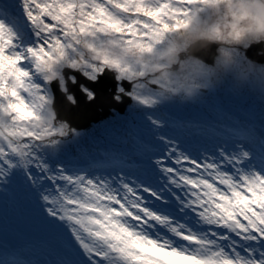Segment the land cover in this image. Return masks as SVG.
<instances>
[{"label": "snow or ice", "instance_id": "snow-or-ice-1", "mask_svg": "<svg viewBox=\"0 0 264 264\" xmlns=\"http://www.w3.org/2000/svg\"><path fill=\"white\" fill-rule=\"evenodd\" d=\"M227 3L0 0V189L19 182L65 230L64 257L53 264H264V132L258 147L238 130L195 156L160 135L135 179L70 167L61 151L79 133L57 94L70 105L78 94L95 101L91 85L108 75L111 102L134 101L155 129L166 127L158 113L170 101L211 89L221 68L251 72L264 89V65L247 55L264 42L212 43L214 63L196 50L225 39L213 13ZM254 6L264 17V4ZM231 27L227 38L241 40ZM223 82L236 85L232 75Z\"/></svg>", "mask_w": 264, "mask_h": 264}, {"label": "rangeland", "instance_id": "rangeland-1", "mask_svg": "<svg viewBox=\"0 0 264 264\" xmlns=\"http://www.w3.org/2000/svg\"><path fill=\"white\" fill-rule=\"evenodd\" d=\"M255 85L262 89L259 82L254 85L245 86H228L225 82L220 83L222 94H225V96H227L226 98L233 101V109L237 110V112L240 111L239 113L244 109L246 110L247 117L251 115V118L249 117L250 119L248 121L246 120L247 123L245 121V125H243L246 129H249L248 133L250 135L254 134L253 130L255 129L262 128L264 131V109L249 103V97L247 95L242 96V92L250 90V88L255 89ZM218 88L219 86L216 85L211 89L204 90L200 95L174 98L168 103V106L174 108L178 114L188 115V120L190 122L188 128L185 130L180 126L176 127L177 130L167 125L163 129L151 127L144 114L138 110L139 106L132 101L126 109V115H119L115 110H112V112L116 114L115 117H111L105 122L101 121L93 124L91 132L81 136L80 140L83 144L88 142L90 144L97 143V153H99V144L110 142L112 145L109 148L107 156H113L118 161L123 159L125 153L127 155L131 154L133 158H137L145 164H147L149 157L152 159L156 158L155 154L159 152L161 147L158 142L159 136L163 134L176 137L177 142L186 148L190 154L195 152L194 156L205 153L206 149H212L217 143L224 139L210 132L206 133L204 129H202L204 130L203 132H200V124L195 123L194 128L192 123L198 119L209 122L210 118L216 115V112L214 113L215 106L211 99L212 96L218 92ZM262 91L264 94V89H262ZM245 100H247V103ZM207 101L209 102L207 103ZM192 128L196 129V131ZM140 137L146 138L147 142L150 144L152 143L154 147L144 146V148L142 147V149H140L141 146L137 141ZM80 140L76 138L74 142L80 144ZM195 140H200V142L198 143ZM257 141L256 138L254 140H249L250 143H255ZM71 142V138L68 139L67 142L61 146V149H69V156L74 155V158L78 157L80 160L84 159L85 155H82V152H75L74 146L70 148ZM134 146H136V148ZM120 148H125V151ZM127 148L129 150H126ZM113 167L115 168L114 170H108L106 167L104 169V166L101 168V165H97L92 167L90 172L96 175H107L109 172L115 173L120 170L116 165ZM123 170L125 173L131 174L132 179H135L132 173L133 169L126 167L123 168ZM15 185L17 186L18 195L20 196L14 205L7 200L9 199L8 191L5 192L0 189V246L5 249L4 252L6 253L8 250L6 246L8 241L12 243L16 242L17 239V241L22 244V247L14 251V258L23 253L35 264H48L45 260L46 256H44L46 254L57 260L56 255L51 254L53 252L51 251L50 244H52L58 248L60 259L63 258L65 251H63L61 242L64 243V238L66 237L65 230L59 225L49 223V220L41 211L40 204L42 202L37 201L35 196L26 194L23 186L19 182L15 183ZM15 207L18 208L16 211L12 212V209ZM10 261L12 260H9V262Z\"/></svg>", "mask_w": 264, "mask_h": 264}, {"label": "clouds", "instance_id": "clouds-1", "mask_svg": "<svg viewBox=\"0 0 264 264\" xmlns=\"http://www.w3.org/2000/svg\"><path fill=\"white\" fill-rule=\"evenodd\" d=\"M256 0H228V3L223 6L220 12H214L213 18L221 23V31L224 33L225 39L219 41H209L203 46L204 50L208 51L212 43H216L221 47H244V40L250 39L252 43L264 42V31H258L260 23L264 22V17L258 15L257 9L254 6ZM260 4H264V0H259ZM227 17L225 21L223 18ZM228 26L225 27L224 24ZM232 25L241 33V40H229L228 34L232 31ZM247 66H245L246 68ZM232 75L237 86L254 85L257 82H252V73L245 71L243 73H230L223 68L217 70L213 74L209 87H214L223 82L224 78ZM260 84V83H259Z\"/></svg>", "mask_w": 264, "mask_h": 264}, {"label": "water", "instance_id": "water-1", "mask_svg": "<svg viewBox=\"0 0 264 264\" xmlns=\"http://www.w3.org/2000/svg\"><path fill=\"white\" fill-rule=\"evenodd\" d=\"M252 48L253 49L250 50L248 56L253 58L254 61L264 63V58L259 60L257 57H254L258 50L264 51V45L258 44ZM216 54L217 51L215 48H210L200 58L207 63H213ZM105 81L108 83L104 84ZM91 87H93L97 94V99L95 101H89L82 94H78L77 104L70 105L63 100L61 94H57V103L60 108V115L76 130L90 129L93 123H99L100 121L113 115V109L124 113L127 105L131 103V100L128 99H125L124 102L120 104H114L111 102L110 97L115 90V83L111 79L110 75L106 76L100 82L91 85Z\"/></svg>", "mask_w": 264, "mask_h": 264}, {"label": "bare ground", "instance_id": "bare-ground-1", "mask_svg": "<svg viewBox=\"0 0 264 264\" xmlns=\"http://www.w3.org/2000/svg\"><path fill=\"white\" fill-rule=\"evenodd\" d=\"M261 53H262V50H258V51L255 53V55L260 56ZM107 79H108V78H107ZM106 83H108V82L105 81L104 84H106ZM104 84H103V85H104ZM132 173H133V172H132ZM139 173H140V172L136 171V174H139Z\"/></svg>", "mask_w": 264, "mask_h": 264}]
</instances>
